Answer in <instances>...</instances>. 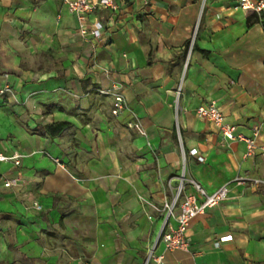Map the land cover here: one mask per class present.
Returning <instances> with one entry per match:
<instances>
[{
    "label": "crops",
    "instance_id": "0c3cea01",
    "mask_svg": "<svg viewBox=\"0 0 264 264\" xmlns=\"http://www.w3.org/2000/svg\"><path fill=\"white\" fill-rule=\"evenodd\" d=\"M115 4L90 14L103 29L85 40L63 0H0V153L20 155L0 163V264H143L153 245L159 264H264V13ZM210 103L257 131L253 155L195 113ZM182 170L228 197L191 219L186 250H166L158 208Z\"/></svg>",
    "mask_w": 264,
    "mask_h": 264
},
{
    "label": "built area",
    "instance_id": "2783aa9c",
    "mask_svg": "<svg viewBox=\"0 0 264 264\" xmlns=\"http://www.w3.org/2000/svg\"><path fill=\"white\" fill-rule=\"evenodd\" d=\"M67 5L70 12L74 13L78 20V32L85 39L99 38L102 33L103 26L96 18L89 19L90 14L94 13L101 8H115V0H63ZM237 5L243 10H252L258 14L264 13V0H237ZM187 61L184 63L186 66ZM9 86L5 84L0 87V94L7 91ZM115 89V88H114ZM180 87L177 90V96L179 95ZM102 92L111 93L112 100V112L119 114L122 110L127 108V102L123 95L114 90H102ZM195 113L211 121L217 128L219 133L228 140L243 141L246 145L245 156H250L255 153L256 150V136L257 131L254 130L252 135L247 136L243 133L236 131V126L226 121L225 116L221 112L220 107L215 103L207 105L197 106ZM128 127L135 129L139 134L146 135L140 122L138 120L130 121L127 123ZM191 155H196L197 150L195 148L190 149ZM264 156V155H263ZM20 155L12 154L6 155L0 153V163L12 162L15 166L20 164ZM202 160V157H198ZM0 174V179H1ZM4 186L12 185V180L2 178ZM187 185H191L194 192L185 193L184 190ZM228 197V184L225 183L211 193H207L204 188L192 178H188L185 175L184 170L178 176V184L176 191L171 200L163 202L161 207L158 208L161 215V225L157 236L158 241H162L166 250L183 249L186 250L189 246L187 238V229L192 218L201 214L206 208L217 206L225 201ZM33 206L40 209V205L37 202L33 203ZM173 218L176 224L173 226L170 223V219ZM230 235H226L222 238L228 239ZM156 240V241H157ZM154 245L148 249L143 264H150L154 262L159 264L161 261L160 255H155L153 251Z\"/></svg>",
    "mask_w": 264,
    "mask_h": 264
},
{
    "label": "trees",
    "instance_id": "16d2710c",
    "mask_svg": "<svg viewBox=\"0 0 264 264\" xmlns=\"http://www.w3.org/2000/svg\"><path fill=\"white\" fill-rule=\"evenodd\" d=\"M251 19V17H250V15H248V20H250ZM194 47V46H193Z\"/></svg>",
    "mask_w": 264,
    "mask_h": 264
}]
</instances>
